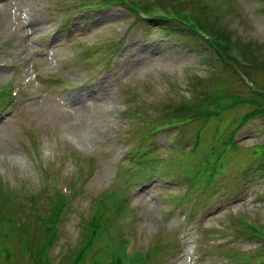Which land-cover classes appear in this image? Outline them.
Wrapping results in <instances>:
<instances>
[{
  "label": "rangeland",
  "instance_id": "rangeland-1",
  "mask_svg": "<svg viewBox=\"0 0 264 264\" xmlns=\"http://www.w3.org/2000/svg\"><path fill=\"white\" fill-rule=\"evenodd\" d=\"M206 1L214 5L210 13L225 10L229 27L264 50V0ZM60 2L79 0H0V87L12 79L23 86L17 105L7 99L0 106V264H38L51 234L36 213L55 214L61 180L77 183L79 193L64 213L53 264H71L78 254L83 264L110 262L109 235L131 241L128 260L160 243L167 247L156 260L165 264H264V236L243 224L264 233V157L254 152L264 142V115L238 129V147L223 156L225 174L199 196L187 187L185 168L225 151L223 141L250 107L235 105L220 117L147 139L144 133L147 121L161 122L167 104L189 100L203 110L223 105L229 95L250 98L249 88L221 67L205 41L173 24L154 21L147 33L133 23L131 10L114 6L90 14L71 9L65 29ZM166 5L185 8L176 15L208 26L201 0ZM122 39L120 53L109 51ZM247 53L256 63L247 71L264 89V53ZM195 76L205 82L190 90ZM201 94L213 98L203 106ZM136 147L146 151V163L138 166L125 160V151ZM181 156L182 164L176 162ZM121 191L126 208L98 204L105 197L115 201ZM101 220L107 231L100 227V236H92L91 223Z\"/></svg>",
  "mask_w": 264,
  "mask_h": 264
},
{
  "label": "trees",
  "instance_id": "trees-1",
  "mask_svg": "<svg viewBox=\"0 0 264 264\" xmlns=\"http://www.w3.org/2000/svg\"><path fill=\"white\" fill-rule=\"evenodd\" d=\"M113 1L123 3L122 0H90L87 3L96 4L99 6H108V5H111ZM167 1L168 0H154L152 2H149L146 0H140L138 2V5H135V6H138L141 9H143L148 14V18L144 19L140 17V15L137 14L135 16V24L141 29L144 28V30L150 27L154 21H158L161 27H167L170 24H173L175 25L176 28H180L184 30L188 36H191L194 39L200 41L199 40L200 37L198 36L195 28L188 24V22L190 23V21H188L187 17H182L184 20L183 19L178 20V19H173V18L167 19L168 17H161V16L153 14V10L157 7L168 9L166 8L168 7V5H166ZM211 7H214V5L208 2L205 5H203V8L205 9V13L208 19L207 20L208 26L204 25L203 21H200L196 16H194V18L199 23L200 27H202L204 30H206V32L210 33L213 36L212 41H207V42L205 41L208 50L211 51L212 53L211 55L216 57V60L220 62L222 68L224 67L230 70L232 74L237 78V74L235 72V66L239 64V60L234 55L233 50L234 49L238 50L241 58H243L247 62V66L249 65L250 69L254 68L256 63L253 60V58L249 56L247 51H249L253 55V57L259 58V56H261V54L264 53V50H262V48H260V46H258L255 42L253 41L245 42L240 37L232 41L231 34L233 32V29L229 27V24L223 18L217 16L214 13H210ZM173 10L178 13H182L183 12L182 10H185V8L176 9V10L173 9ZM212 15L214 18L212 17ZM215 18H218V19L216 20ZM206 78L209 80H213L214 74L208 75ZM206 78L203 79L200 76L191 77L189 81L190 85L188 88L190 90H194L195 88L200 87L201 85H203ZM201 95L202 96L199 97L200 99L204 97L203 100H201L203 101V106H204V101L206 100L211 101L213 98V94H201ZM225 98H226V102H223V105L210 107V108L203 109V110L195 109L194 105H192L189 100H186L185 103H183L182 105L175 106V107L170 106V104H167L166 111L163 115L164 118H162L161 122H158L157 120L150 121L152 125V129L148 130L149 132H151L153 129L169 125L170 123H173L176 121H184V122H190V121H196V120L197 121H201V120L207 121L209 119H212L213 117L214 118L220 117L222 114H224V112L228 111L235 105L249 106L250 108L242 115V117L239 120V123L234 125V127L231 129V132L229 133V136L223 141V145L226 147V150L218 153L216 159L212 161L205 160L204 162H202L201 168L203 170V175L210 178L208 182L209 188H211L212 184L215 182L214 177L216 174V170L214 169L221 170L224 167L225 162L223 161V156L226 153V151L229 150L230 147H232L235 144V136H236L238 129L244 123H247L250 119H253L257 116L264 115V95L263 94L252 92L250 95V98L243 97L241 94H236L233 96L229 95V98H230L229 101L227 100L228 96H226ZM198 137H200V135H198ZM254 152L261 154V156L264 157V143L258 145L255 148ZM193 190L194 192H199L201 190V187L198 186L197 183H195L193 185ZM189 192H191V190ZM201 193L202 192H199L198 196ZM31 197L36 198V195H32ZM55 197H56L55 200L57 203V205L55 206L57 210L53 216L51 217L49 216L47 218L44 216L43 213H38V212L36 213L37 215H39L41 219H44L43 222L46 223L47 228L51 234L48 241L44 245L43 250L38 252L37 256L35 257L38 264H50V261L47 258V250L53 245V242L56 239L55 223L63 207V201L60 200V197L57 194L55 195ZM8 201L11 202L10 205H13L12 199H9ZM6 219L7 218H5L4 220ZM0 221H3V219L2 220L0 219ZM8 221L10 220L8 219ZM95 222L91 223V232H92V236L97 237V236H100L98 234V229H100V227L105 232L107 231L108 227H106L103 224L102 220L95 221ZM244 225H246V227H248L253 234L255 233V230L251 226H249L248 224H244ZM110 236H111V240L113 241V245L111 246L112 260L106 263L93 261V262H90V264H123L122 255L125 252L124 245L126 246L127 240L125 244L123 243L122 245L118 246L117 249H114L116 244L121 243V240L118 238L119 236H116V235H110ZM91 238H94V237H91ZM166 247L167 246L163 247L164 251ZM157 248L158 247H156L151 252L152 255L150 254L151 255L149 256L150 259L153 257H156L159 254L160 251H158ZM80 259H81V255L78 254L76 259L73 261V264H83L82 262H80ZM158 263H159L158 260L153 259L152 264H158Z\"/></svg>",
  "mask_w": 264,
  "mask_h": 264
}]
</instances>
